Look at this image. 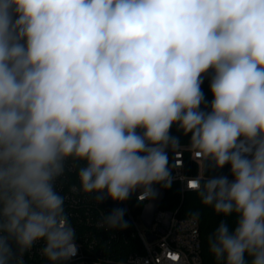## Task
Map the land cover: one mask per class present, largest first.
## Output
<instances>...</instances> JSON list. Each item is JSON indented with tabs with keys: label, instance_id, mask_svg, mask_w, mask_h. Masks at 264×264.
<instances>
[{
	"label": "clouds",
	"instance_id": "clouds-1",
	"mask_svg": "<svg viewBox=\"0 0 264 264\" xmlns=\"http://www.w3.org/2000/svg\"><path fill=\"white\" fill-rule=\"evenodd\" d=\"M174 125L230 165L231 180L187 183L236 218L208 238L215 264H264V0H0V264L41 241L50 264L77 255L55 187L70 158L98 203L170 188ZM124 215L100 225L124 230Z\"/></svg>",
	"mask_w": 264,
	"mask_h": 264
},
{
	"label": "built area",
	"instance_id": "built-area-1",
	"mask_svg": "<svg viewBox=\"0 0 264 264\" xmlns=\"http://www.w3.org/2000/svg\"><path fill=\"white\" fill-rule=\"evenodd\" d=\"M172 150V181L180 183L181 202L177 208L160 207L156 210L152 225L147 227L141 219L145 205L137 197V189L124 202L105 198L98 203L95 194H85L80 190L78 170L83 161L71 158L65 162V172L55 181L56 190L65 197V212L76 231L75 244L78 253L64 264H206L202 255L200 224L197 217L182 216L179 209L184 200L188 180L204 173L206 157L191 148L190 143L179 144ZM197 166V172L193 168ZM229 180L232 176H227ZM161 185H153L154 190ZM164 188V187H163ZM166 196V195H165ZM114 209L125 211L124 220L128 227L124 230L105 229L100 221ZM140 222L144 225L141 228ZM150 236H153L150 239ZM137 240L140 249L126 252V246H133ZM136 242V241H135ZM43 242L21 254L23 264H50L41 253Z\"/></svg>",
	"mask_w": 264,
	"mask_h": 264
},
{
	"label": "trees",
	"instance_id": "trees-1",
	"mask_svg": "<svg viewBox=\"0 0 264 264\" xmlns=\"http://www.w3.org/2000/svg\"><path fill=\"white\" fill-rule=\"evenodd\" d=\"M210 80L211 73L205 76L204 82L201 85V89L205 95V99L210 104L213 96L210 91ZM201 109L205 111H210V108H206L204 104L201 105ZM170 134L179 140V144L190 143V134L185 135L177 126H173ZM168 164L171 166L172 150L167 149ZM205 163L208 165L205 171ZM197 166L193 168V172H197ZM204 175L206 177L224 175H231L230 165H225L222 169H215L210 162H204ZM166 192L165 199L163 201V207L166 208H177L181 202V191L180 183L172 181L170 188H164ZM179 214L182 216H194L197 217L200 224L201 240H202V255L204 262L206 264H215V258L209 251L208 238L214 233L215 229L221 221H226L230 227L235 225V216L225 217L222 214H217L211 206H205L201 203L200 198L197 193L193 190H188L185 193L184 200L179 209ZM194 214H198L194 215ZM134 244L131 247L126 246V252L134 251L135 249H140L137 240H133ZM136 241V242H135Z\"/></svg>",
	"mask_w": 264,
	"mask_h": 264
},
{
	"label": "water",
	"instance_id": "water-1",
	"mask_svg": "<svg viewBox=\"0 0 264 264\" xmlns=\"http://www.w3.org/2000/svg\"><path fill=\"white\" fill-rule=\"evenodd\" d=\"M156 196L154 199L150 200L144 207L143 212L141 214V219L143 220L144 224L147 227H150L153 222L154 214L156 210L161 205L162 200L164 199L166 192L163 187H157L156 190ZM153 236H150V239H152Z\"/></svg>",
	"mask_w": 264,
	"mask_h": 264
},
{
	"label": "rangeland",
	"instance_id": "rangeland-1",
	"mask_svg": "<svg viewBox=\"0 0 264 264\" xmlns=\"http://www.w3.org/2000/svg\"><path fill=\"white\" fill-rule=\"evenodd\" d=\"M140 226H141L142 229H144V225L141 222H140Z\"/></svg>",
	"mask_w": 264,
	"mask_h": 264
}]
</instances>
